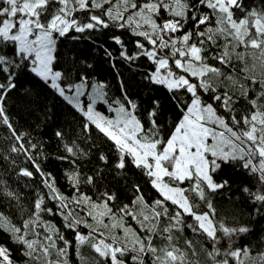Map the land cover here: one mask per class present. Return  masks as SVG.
Segmentation results:
<instances>
[{
	"label": "snow or ice",
	"instance_id": "1",
	"mask_svg": "<svg viewBox=\"0 0 264 264\" xmlns=\"http://www.w3.org/2000/svg\"><path fill=\"white\" fill-rule=\"evenodd\" d=\"M0 264H264V0H0Z\"/></svg>",
	"mask_w": 264,
	"mask_h": 264
},
{
	"label": "trees",
	"instance_id": "2",
	"mask_svg": "<svg viewBox=\"0 0 264 264\" xmlns=\"http://www.w3.org/2000/svg\"><path fill=\"white\" fill-rule=\"evenodd\" d=\"M107 64L106 63H102L100 65V68H99V73H100V78L101 79H107L109 82H111L113 85H115V80H114V77L111 75V73L109 71H106L107 69ZM125 75L127 77H129L131 79L132 77V73H129L127 71H125ZM133 85H134V88H133V91H140V92H145L146 89H143L142 87H139V86H135L136 82L133 80L132 81ZM37 92H40L41 95H40V100L43 101V102H46L48 104H51L53 103V100L50 98V93L47 92V90H41V88L39 87V85H37L36 89H35ZM16 105H17V109H22L24 107V102L22 100H17L15 101ZM58 104V107L56 109L57 113L59 115H61V119H64V112H65V107L62 103L60 102H57ZM39 114V113H37ZM17 119L19 120V116H17ZM27 120L29 123H33L35 122V117H32L31 119H29L26 115L24 117V120H20V123H24V121ZM47 167L49 168V170H51L53 172L54 175H56L58 178H61V172H62V169L60 168V166L58 165V162H55V161H50L48 164H47ZM234 181L236 184H241V183H244V179L238 175H235L233 177ZM67 181L66 180H63L61 178V186L63 188V185L66 184ZM11 247V245H9Z\"/></svg>",
	"mask_w": 264,
	"mask_h": 264
}]
</instances>
